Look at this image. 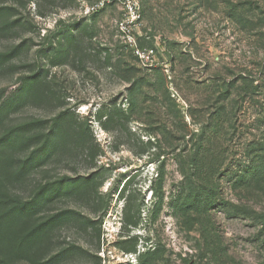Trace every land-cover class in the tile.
Segmentation results:
<instances>
[{
	"label": "rangeland",
	"instance_id": "374dc122",
	"mask_svg": "<svg viewBox=\"0 0 264 264\" xmlns=\"http://www.w3.org/2000/svg\"><path fill=\"white\" fill-rule=\"evenodd\" d=\"M134 1L146 66L117 29L133 0H0V53L18 47L0 138L32 120L50 134L0 143V193L57 185L34 220L67 213L36 264H264V0Z\"/></svg>",
	"mask_w": 264,
	"mask_h": 264
},
{
	"label": "trees",
	"instance_id": "16d2710c",
	"mask_svg": "<svg viewBox=\"0 0 264 264\" xmlns=\"http://www.w3.org/2000/svg\"><path fill=\"white\" fill-rule=\"evenodd\" d=\"M17 49L18 47H13L9 52L0 53V65L9 61ZM33 79L27 78V81L30 82ZM38 126H40V121L32 120L29 123L23 124L21 127L11 128L3 133L0 138V143L6 144V148H29L33 142L40 140V137L47 138L50 136V134L40 133ZM51 131L53 133V130ZM26 133L28 134L27 136L24 135ZM41 150L32 149L26 162L31 161L35 156L34 154H38ZM1 161L0 158V164L5 166L9 160H5L2 163ZM24 164H22L16 174L20 175L21 172L23 173L26 167ZM260 175L262 174L254 175L248 172L244 176L241 175L240 180L245 184V187H250L253 185L255 179L258 180ZM88 181L89 178L78 177L65 179L64 182L69 185L72 183H87ZM56 186L50 189L51 185H43L38 193L39 195L37 194L25 202H22L16 197L8 196L5 193H0V264H17L22 261L36 264V255L34 253L32 254L36 242L51 225H55L58 219H61L67 213L53 214L39 222L34 220L36 219L38 198H51L52 194L57 191ZM54 258L50 256L46 261H42V263L49 264Z\"/></svg>",
	"mask_w": 264,
	"mask_h": 264
},
{
	"label": "built area",
	"instance_id": "2783aa9c",
	"mask_svg": "<svg viewBox=\"0 0 264 264\" xmlns=\"http://www.w3.org/2000/svg\"><path fill=\"white\" fill-rule=\"evenodd\" d=\"M103 6H104L103 1L95 3L94 5L91 6H85L83 8V15L87 16L89 14H92L102 9ZM125 7L126 10H125L124 18L118 22L117 29L121 34L126 45L129 46V48L132 50V52L141 62V64L146 66L151 62L153 51H140L136 46V43L131 35V29H130V27H132L140 18L138 11L139 10L138 4L133 0V2L131 3L130 2L126 3Z\"/></svg>",
	"mask_w": 264,
	"mask_h": 264
}]
</instances>
